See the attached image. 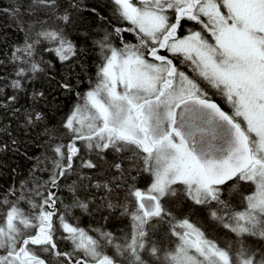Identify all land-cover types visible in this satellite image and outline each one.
<instances>
[{
	"label": "snow or ice",
	"instance_id": "1",
	"mask_svg": "<svg viewBox=\"0 0 264 264\" xmlns=\"http://www.w3.org/2000/svg\"><path fill=\"white\" fill-rule=\"evenodd\" d=\"M105 8L0 0L22 37L0 46V159L31 161L0 188V264H264V0ZM102 209L127 231L80 226Z\"/></svg>",
	"mask_w": 264,
	"mask_h": 264
},
{
	"label": "trees",
	"instance_id": "2",
	"mask_svg": "<svg viewBox=\"0 0 264 264\" xmlns=\"http://www.w3.org/2000/svg\"><path fill=\"white\" fill-rule=\"evenodd\" d=\"M8 3L9 0H3L4 6H7ZM85 3L89 6L99 5L100 8L104 9L105 15H112L111 10L109 8H105L107 0H85ZM86 19L88 21L87 26H91L96 23V21L92 17H86ZM9 23V17L0 15V46H3L5 44L10 46L13 42H19L22 39V37L18 33L13 31L12 28L9 27ZM93 31L101 32L102 29L97 26L93 29ZM71 37L77 40L78 43H82L80 34L75 30H71ZM126 39L134 42V38L131 34H126ZM91 43L92 41L90 40L89 44ZM45 55L46 58H48L47 54ZM98 55L99 53L97 52L90 53V67L88 68V75H93V78L95 72L96 57ZM56 67L58 69L59 64H57ZM34 87L44 88L47 87V85L43 81L38 80L34 83ZM87 87V80H85V83L80 87V91H86ZM78 102L79 101H77L75 97H69L67 99H64L62 97L59 103L60 111L53 113L55 120L62 119L64 114L71 110L73 104ZM29 152L40 155L41 149L38 145H30ZM0 163L4 165L3 168H0V188H6L10 184L18 183L20 179L27 177L29 169L31 167L30 160L24 158L23 156H18L14 153L6 154L2 159H0ZM13 168L16 169L15 173L11 171ZM76 215L79 217L80 226L89 230L90 234L93 235H95V233L91 230L95 228H103L104 230L120 234L122 231H127L129 226L128 219L126 217H121L118 210L115 212H108L107 210L102 209L99 212L93 211L91 215L81 214L77 210ZM103 216H107L108 219H102ZM193 219L200 223L201 226L209 228V231L212 235L217 234L218 230L214 227H211V222H205L204 214L202 212H197L196 215L193 216Z\"/></svg>",
	"mask_w": 264,
	"mask_h": 264
},
{
	"label": "flooded vegetation",
	"instance_id": "3",
	"mask_svg": "<svg viewBox=\"0 0 264 264\" xmlns=\"http://www.w3.org/2000/svg\"><path fill=\"white\" fill-rule=\"evenodd\" d=\"M181 34H183V31H181ZM134 42H135V40H134ZM216 99H217L218 102L222 103V101H220L219 97H216Z\"/></svg>",
	"mask_w": 264,
	"mask_h": 264
}]
</instances>
